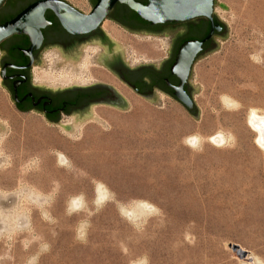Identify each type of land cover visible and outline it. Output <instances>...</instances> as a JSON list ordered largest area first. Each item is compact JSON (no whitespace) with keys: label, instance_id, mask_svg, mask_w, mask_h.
Here are the masks:
<instances>
[{"label":"rangeland","instance_id":"1","mask_svg":"<svg viewBox=\"0 0 264 264\" xmlns=\"http://www.w3.org/2000/svg\"><path fill=\"white\" fill-rule=\"evenodd\" d=\"M217 1L230 36L195 63L199 119L123 91L129 110L93 108L69 132L20 113L0 65V264H264V149L249 124L264 114V0ZM113 36L135 65L168 52L166 38ZM98 54L53 51L32 74L87 85L103 78Z\"/></svg>","mask_w":264,"mask_h":264},{"label":"flooded vegetation","instance_id":"2","mask_svg":"<svg viewBox=\"0 0 264 264\" xmlns=\"http://www.w3.org/2000/svg\"><path fill=\"white\" fill-rule=\"evenodd\" d=\"M39 1L45 0H5L0 6V25L15 19L29 6ZM54 1H61L83 15H90L100 2V0ZM133 1L145 7L150 3V0ZM45 19L47 25L42 29L43 42L40 49L32 54L33 58L24 54V51L31 47L30 38L26 35L13 36L0 44V65L2 82L11 94L15 108L22 114L38 113L52 124H58L61 118L66 116H86L93 108H124L126 102L123 91L145 100H152L159 94L176 100L175 88L180 85L181 80L172 74L171 67L179 49L186 42L203 41L212 29V23L207 18L153 23L143 19L128 4L121 1L116 2L97 28L88 34L69 33L52 10L46 11ZM213 21L215 25L221 27V31H216L214 37L222 36L225 26L214 13ZM122 32L131 36L168 39L167 55L160 61L149 60L135 65L136 60L124 56L113 36ZM214 37L204 43L195 61L212 50ZM96 47L99 48V54L95 60L98 65L95 66L103 70L100 74L103 78L92 79L87 85L55 88L39 84L33 77V69L40 64L41 58H52L53 51L60 52L72 60L78 52L91 53ZM32 60L33 65L27 67ZM6 66L19 69L7 67L4 78ZM184 90L191 97L189 78Z\"/></svg>","mask_w":264,"mask_h":264},{"label":"water","instance_id":"3","mask_svg":"<svg viewBox=\"0 0 264 264\" xmlns=\"http://www.w3.org/2000/svg\"><path fill=\"white\" fill-rule=\"evenodd\" d=\"M118 1L128 4L135 12H137L143 19L153 23H170L179 21H188L197 18H207L212 23V29L207 37L203 41H189L184 43L179 49L177 58L171 67L172 74L178 76L181 83L175 88V98L181 103L196 119L200 118V110L194 101V95L200 92V88L195 89L193 85V71L195 63L204 58L205 56L220 49V44L215 41V32H220L221 27L215 25L213 21V13L215 16L214 8L219 6L229 11V8L224 4H219L217 0H150L148 6H142L135 4L133 0H100L99 4L95 7L90 15H83L71 6L54 0H45L34 3L23 11L15 19L5 22L0 25V44L8 40L13 36L26 35L30 38L31 47L29 50L24 51L26 56L32 57V54L40 49L43 42L42 29L46 27L47 22L45 19V13L47 10H52L58 16L65 29L73 35H83L94 31L100 22L110 13L114 4ZM5 0H0V6ZM215 4V6H214ZM218 17V16H217ZM221 21V19L218 17ZM222 22V21H221ZM225 26L223 35L220 36L223 40H227L230 36V30L226 23L222 22ZM214 37V43L212 51L200 57L195 61L197 55L202 51L204 43ZM120 50L125 56L124 50L120 47ZM82 51L78 52L72 60L78 59ZM70 59V58H68ZM71 60V59H70ZM195 62V63H194ZM32 62L27 66L31 67ZM10 67L13 69H19L13 66H6L3 72L5 78L6 68ZM189 78L190 94L191 97L184 90V85ZM4 88L5 85L1 84ZM13 100V98H12ZM14 101V100H13ZM150 102L162 105L158 95H156ZM126 106L124 108H118L123 111H127L131 108L127 100H125ZM93 117L92 110L86 116L73 117L74 124L63 126L58 123L56 125L64 127L67 131L71 132L74 127L82 124L84 120ZM1 131L4 130V126H1ZM252 127V126H251ZM253 128V127H252ZM255 130V129H254ZM257 132V131H255ZM258 136V133H257ZM261 144V143H260ZM264 149V141L260 145Z\"/></svg>","mask_w":264,"mask_h":264},{"label":"bare ground","instance_id":"4","mask_svg":"<svg viewBox=\"0 0 264 264\" xmlns=\"http://www.w3.org/2000/svg\"><path fill=\"white\" fill-rule=\"evenodd\" d=\"M109 29V27H108ZM90 58L89 56L87 57V59ZM88 62V61H87ZM85 63V65L83 67H85L87 64L89 63ZM65 77L64 73L59 75V78H63ZM68 77H70L71 79H73L72 76L68 75ZM57 78V77H56ZM69 79V78H68ZM91 80V79H90ZM89 80V81H90ZM73 82V81H72ZM249 124L250 126L253 127V129H255V131H257L256 133H258V136L256 138V142L257 144L260 146L263 141H264V114L260 115L258 112L256 111H252L250 118H249ZM214 142H216V144L218 145H223L225 142V139L223 137H217L215 139H213ZM261 143V144H260ZM261 147V146H260ZM262 148V147H261ZM263 149V148H262Z\"/></svg>","mask_w":264,"mask_h":264},{"label":"trees","instance_id":"5","mask_svg":"<svg viewBox=\"0 0 264 264\" xmlns=\"http://www.w3.org/2000/svg\"><path fill=\"white\" fill-rule=\"evenodd\" d=\"M206 37H207V36H206ZM206 37H205V38H206ZM205 38H204V39H205ZM210 51H212V50L210 49L209 52H210ZM194 111H195V108H194V110H192V111H190V112H191V113H194Z\"/></svg>","mask_w":264,"mask_h":264}]
</instances>
